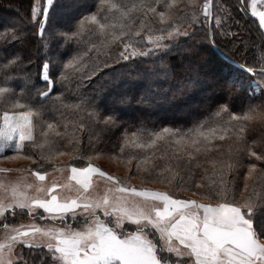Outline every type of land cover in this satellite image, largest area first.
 I'll list each match as a JSON object with an SVG mask.
<instances>
[{
	"label": "snow or ice",
	"instance_id": "6c2138e0",
	"mask_svg": "<svg viewBox=\"0 0 264 264\" xmlns=\"http://www.w3.org/2000/svg\"><path fill=\"white\" fill-rule=\"evenodd\" d=\"M249 16L259 43L241 46ZM193 90L208 106L182 125L123 119ZM0 157L33 177L0 179V264H264V0H29L0 23Z\"/></svg>",
	"mask_w": 264,
	"mask_h": 264
},
{
	"label": "trees",
	"instance_id": "16d2710c",
	"mask_svg": "<svg viewBox=\"0 0 264 264\" xmlns=\"http://www.w3.org/2000/svg\"><path fill=\"white\" fill-rule=\"evenodd\" d=\"M28 6H29V0H0V23H9L13 21H18L20 23H23L27 13H28ZM250 20V23L247 26H241V27H233L231 30L236 32L237 35L240 36V39L238 42H249L251 44L252 42L259 43L258 40V25L256 22L251 19L250 17L246 18ZM212 25V21H211ZM214 27V26H212ZM201 37H203V32H201ZM221 44L225 43L221 39H217ZM220 45V44H219ZM33 51H35V48H33ZM250 51H253L250 47ZM255 54L257 58L259 57V49H255ZM203 60L206 64V66L212 68L216 72H223L228 73L230 71L235 74V67H233L230 64V60L227 55H222L221 52L216 51L215 48H207L206 51L202 54ZM207 57V58H206ZM251 57H249L250 59ZM168 61L170 63H174L176 57L169 56ZM237 60H240V57L236 58ZM159 61H156V65L158 66ZM152 65V58H148L144 65L141 66V69L144 67H148ZM35 73V69L33 70ZM177 79H160L156 81L153 84V89L155 90L156 87H159L160 89H168V88H175L177 87ZM147 85V81L143 79H138L136 83L135 92L136 94H139L143 88ZM38 87L43 88L44 84L41 81L38 84ZM75 90V86L72 84H69L64 89L66 96H71ZM190 100L196 101L195 106H190L191 103ZM75 102V101H73ZM166 104V103H164ZM167 105V104H166ZM189 106V110L187 112H184L185 106ZM172 108H175V110L182 109L181 113L168 115L165 112L163 114H160L159 112L162 110H166L163 103H158L154 105L153 107H136L133 106V108L127 109L123 112L122 116L124 120H128L130 122H139L143 121L149 128L152 127H162V126H171L173 124L175 125H182L185 123V121L190 120L194 117V115H199L206 111L208 106V99L204 97H200V91L193 90L189 93L187 97H185L182 100H179L175 103L169 104ZM163 112V111H162ZM159 113V114H158ZM255 135L257 138L260 136L259 129L256 130ZM115 139V138H113ZM12 155V154H7ZM3 158V157H0ZM138 181H140L139 178H136ZM165 186V185H163ZM190 195V193H189ZM198 198V197H196ZM2 228H0L1 230ZM25 257L27 258L28 255V249H23Z\"/></svg>",
	"mask_w": 264,
	"mask_h": 264
},
{
	"label": "rangeland",
	"instance_id": "374dc122",
	"mask_svg": "<svg viewBox=\"0 0 264 264\" xmlns=\"http://www.w3.org/2000/svg\"><path fill=\"white\" fill-rule=\"evenodd\" d=\"M199 2L200 3H203V0H199ZM214 15H215V11H214ZM212 26H214L215 27V20L213 19L212 20ZM240 39V36L239 35H237V37H236V42H237V44L238 45H241V42L239 43L238 42V40ZM225 43H227L228 41L227 40H223ZM217 43L218 44H220V46L222 47L225 43H223V44H221L218 40H217ZM242 46V45H241ZM224 51L225 52H228V49L227 48H225L224 49ZM229 55H230V53H229ZM207 58V57H206ZM206 97L207 98V92L206 91H200V97ZM189 103H191L190 104V106H195V104H196V101H193V100H190V102ZM167 104V103H166ZM164 104L163 103V105L165 106V108H167L165 111L164 110H162V111H160L159 113L160 114H163L164 112L166 113V114H168V115H173V114H178V113H181V110L182 109H184V112H187L188 110H189V106L187 105V106H185L184 108H182V109H176L175 110V108H172L171 106H169V104ZM158 113V114H159ZM6 154H12L11 152H7ZM68 159V157H61V158H59V160H67ZM59 160H58V162H59ZM97 163H99L101 166H103L106 170H108V171H111V172H114V173H116L117 175H121V176H123V175H125L126 174V172H127V168L126 167H124L123 165H120V164H118L117 162H113V161H109V160H107V159H100V160H98L97 161ZM31 165V162L30 161H26V160H23V159H20V158H17V159H15V160H8V159H4V158H0V168H8V169H21V168H27V167H29ZM16 174H17V177L21 174V177L23 178V179H25L27 182H32V180H33V177H31L27 172H23V171H20V172H17V171H14ZM1 174V173H0ZM19 174V175H18ZM4 178V176H2V175H0V179H3ZM51 179V177L49 178V180ZM56 179L57 180H59L61 183H63L64 182V178H63V176L62 175H60V174H56ZM133 183H135V184H139L140 183V181H138L136 178H134L133 179V181H132ZM156 187H161V188H163V187H165V186H163L162 184H160V185H155ZM65 194H70V193H65ZM189 195V194H188ZM22 222H24V223H27V222H29L27 219H25L24 221H22ZM2 232H3V229H1L0 230V234H2ZM25 249V248H24Z\"/></svg>",
	"mask_w": 264,
	"mask_h": 264
},
{
	"label": "crops",
	"instance_id": "0c3cea01",
	"mask_svg": "<svg viewBox=\"0 0 264 264\" xmlns=\"http://www.w3.org/2000/svg\"><path fill=\"white\" fill-rule=\"evenodd\" d=\"M0 175H2V176H9V177H11V178H16L17 177V174L13 171V172H11V173H7V174H5V173H1ZM19 175V174H18ZM18 177H21V174L18 176Z\"/></svg>",
	"mask_w": 264,
	"mask_h": 264
},
{
	"label": "water",
	"instance_id": "95a60500",
	"mask_svg": "<svg viewBox=\"0 0 264 264\" xmlns=\"http://www.w3.org/2000/svg\"><path fill=\"white\" fill-rule=\"evenodd\" d=\"M249 17H250V16H249ZM251 19H253V20L256 22V24L258 25V21H256L255 18H251ZM230 64H231L233 67H235V65H233V64L231 63V61H230Z\"/></svg>",
	"mask_w": 264,
	"mask_h": 264
}]
</instances>
